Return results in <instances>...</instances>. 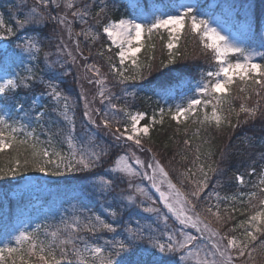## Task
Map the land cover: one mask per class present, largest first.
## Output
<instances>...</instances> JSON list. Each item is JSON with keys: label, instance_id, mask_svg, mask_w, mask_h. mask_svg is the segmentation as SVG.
<instances>
[{"label": "snow or ice", "instance_id": "1", "mask_svg": "<svg viewBox=\"0 0 264 264\" xmlns=\"http://www.w3.org/2000/svg\"><path fill=\"white\" fill-rule=\"evenodd\" d=\"M20 5L26 10L13 13L8 24L0 13V39L8 41L0 52V158L8 156L7 163H0V180L29 171L53 177L91 173L93 194L98 191L107 196L115 192L117 181L126 182L133 191L123 195L122 189L119 198L124 203L105 209L110 219L81 210L80 215L62 217L52 231L46 224H38L35 228L6 232L0 241V264H264V168L249 185L250 191L221 196L216 191L218 180L209 189L212 178L227 171L231 155L247 152L251 157V149L256 146L255 137L245 135L241 149L230 154L226 147L216 144L220 134L227 129L231 139L237 129L255 127L257 121L264 132V35L257 32L256 39L242 38L226 27L227 21L210 15L198 0L163 7L130 0V16L106 22L109 5H97L96 0H35L31 6L27 0H20ZM76 24L84 27L76 32ZM185 31L198 39L201 56L210 58L214 65L201 71L192 86L180 78L174 87L163 89V94L173 95L180 88L181 102L160 107L151 116L134 110L130 100H135L137 90L144 87L141 81L160 69L176 72L169 66L189 58L179 48ZM154 34L161 40L167 35V58L158 64L152 62L155 56H150L148 62L138 56L145 47V38L151 41ZM102 35L110 43L96 55L107 61L109 74L123 86L122 96L108 87V75L102 73L98 63L85 64L83 74L76 79L99 86L89 100L81 84L83 117L110 136L113 144L99 143L96 134L87 140L76 136L75 103L70 102L71 97L57 82L60 70L65 75L72 74L65 67L69 61L59 57L49 61L51 53L45 51L55 48L57 53L70 57L71 64H77L78 57L66 39L74 40L75 51L87 61L89 57L81 50L79 37L94 44ZM148 47L154 50L155 44L149 43ZM41 52L46 61L42 71L47 78L31 65L25 68L24 75L13 70V64L16 68L23 65L25 54L36 60ZM105 52L112 55L106 56ZM36 85L46 90L40 96L51 98L52 111L63 119L66 130L52 131L56 121L49 118L47 106L38 103L39 97L34 95L27 106L18 99L21 90H32ZM97 98L102 108L94 107ZM166 117L175 123V132L185 137L181 141L183 149L173 159L179 156L184 162L189 161V155L193 157L182 170L173 169L177 172L176 182L151 146L152 130L156 125L163 126ZM33 122L45 139L32 127ZM57 136L59 140L55 139ZM120 142L152 153L150 160L146 162L135 152L116 155L104 174L97 172ZM260 158L264 160V151ZM247 174H257L256 167ZM137 177L146 179L158 198H154L149 187L134 184ZM236 180L240 186L246 183L244 174H237ZM137 196L143 199L138 200ZM130 206L154 214V221L148 225L135 221V227L122 224L123 211ZM170 218L180 227H171ZM83 233L91 237L110 233L112 238L99 244L90 242Z\"/></svg>", "mask_w": 264, "mask_h": 264}, {"label": "trees", "instance_id": "2", "mask_svg": "<svg viewBox=\"0 0 264 264\" xmlns=\"http://www.w3.org/2000/svg\"><path fill=\"white\" fill-rule=\"evenodd\" d=\"M35 0H27V5L31 6L34 4ZM107 3L109 5V11L107 16L104 17L105 22L107 20H117L121 17L130 16L133 12V9L130 7V0H96V4L100 5L101 3ZM141 5L158 3L160 6L164 5H176L179 0H137ZM201 5L206 6V10L212 11L213 14H219L227 22L238 23L240 26H245L252 30V32L261 31L264 28V0H198ZM20 5V0H0V13L3 14L7 23L10 22V18L13 13H18L20 11L26 10L23 5ZM167 9V8H166ZM82 25L76 24L74 25L75 31L79 32ZM185 36L182 41L179 43V48L189 54V58L181 60L176 65H170V68L177 69L176 72H169L167 69H160L159 72H154L152 76L148 77L147 80L141 81L140 83L144 85L142 89H138V96L135 100H130V104L134 110L147 111L148 115L156 108L157 102L156 92H161L163 94V89L168 88L169 86H175L178 82V79L182 78L185 82L191 81L193 79L199 78L201 71H206L211 68V63L213 62L210 58L201 56L200 48L198 44V39L193 37L187 31H185ZM81 41V50L84 52L86 56L89 57L87 61L83 60L79 57V53L75 51V44L73 41H68L66 39V43L69 45V49L73 51V54L78 57L77 64H71V58L67 57L65 53H57L55 48H46L45 51L50 52L48 60H56L58 57L63 58L69 61L68 64L65 65L66 68H70L72 74L65 75L63 70H60L57 73V82L60 84V88L65 92L66 95L71 97V102L75 103V120H76V132L78 136L83 135V139L87 140L89 133L96 128L90 125L87 120L83 117L84 110V99L80 95L81 93V84L83 85L84 95L88 97L89 100H92L93 96H95L99 86L94 84H88L87 81L77 80L76 77L78 74H83L84 65L87 63H98L102 68V73L108 75V84L110 88L116 92L120 96H122V85H118L114 79V77L109 74L107 68V61L103 57H99L96 53L100 50H104L108 44L110 43L105 36H101V39L96 43H92L91 40H85L84 37H79ZM166 39V38H165ZM149 43L155 44L154 50H149ZM144 49L145 62H148V58L150 56H155V61H152L154 64H158L161 59L166 61L167 58V50L160 46V43H165L164 41L159 40L158 38L149 42ZM116 49L113 46V52ZM91 53V54H89ZM105 55H112L111 53L105 52ZM115 62V57H113ZM45 57L44 53L41 52L38 56L37 67L39 69V75L47 78V73L42 71L45 69ZM163 73V74H162ZM91 75V74H89ZM151 81V83H149ZM155 89V91H154ZM180 88H176L175 92H178ZM35 94V90H21L18 93V99L21 102L25 103L27 106L32 99V94ZM27 97V99H25ZM256 100V97L253 96V101ZM253 101H249L252 103ZM123 103V100L120 101ZM238 103V102H237ZM47 106V105H46ZM94 107H103L99 103V99L97 98ZM51 108L47 106V112ZM52 113V112H51ZM53 114L58 117L61 121V117L57 115L53 111ZM21 115H23L21 113ZM59 122L53 126L52 131L55 132L58 128L61 129V126H58ZM63 126V121L61 123ZM46 127L48 124L46 123ZM32 127H36L37 134H41L42 130L33 122ZM175 123L169 122L168 119H165L164 125H156L152 130V147L153 151L156 153L158 159L165 165V168L169 171V174L172 176L173 181L176 182L177 175L173 169L182 170L188 163L193 159L191 155H189V161L181 162L179 160V156H176V159H173V155L183 149V144L181 141L185 138L181 134H177L175 132ZM62 135V134H61ZM251 136L256 139V146L251 149V157H249L248 153L245 152L244 155H231V163L227 166V171L223 175L214 176L212 178V182H210L209 189L213 187L215 181H219V186L216 188L221 196L232 195L240 191H245V185H250L253 181L258 179V174L261 168H264V160H262L261 152L264 151V148L261 147L264 144V139L261 137L264 136V132L261 130L260 122L257 121L255 127L250 125H245L242 128L237 129L236 133L231 136L229 139L228 130L225 129L223 133L216 139V144L218 147H226L227 151L230 154L236 153L241 149V140L243 137ZM59 139L60 137L57 136ZM45 135L41 134V139H45ZM109 138V137H108ZM111 143L114 141L109 138ZM167 144L169 147L165 148L164 145ZM195 144V141H193ZM129 146L124 145L123 142H120L119 147H114L112 149V154L110 157L106 158V162L104 164V168L106 169L111 165V161L115 158L116 155H119L123 149H127ZM136 149V148H135ZM137 150V149H136ZM138 151V150H137ZM140 152V151H139ZM144 155L148 160H150L152 153L149 152H140ZM219 158L218 156L216 157ZM8 156L0 158V163H7ZM171 161V162H169ZM256 167L257 174L249 176L247 173L250 171L251 167ZM103 169H100L101 171ZM28 173H35L34 171H29L17 175L16 177H8L6 179L0 180V186L3 187L0 191V239L3 238L6 232H10L15 226V219L20 215V212H24L29 208V204L33 202L30 197H27L26 194H22L21 196H10L7 195L10 191L13 190L15 184L19 183V181ZM237 174L245 175V185L240 186L236 180ZM91 173H73L70 174L69 177H64L59 179V182L55 184V186L46 191L41 192L37 195V199H39L42 204H51L50 202L57 200H65V199H74L79 202L83 207H90L92 205H96V210H99L100 204L102 202H106L105 197H100L96 195L90 194V179ZM71 176H80L85 179L81 180H72ZM85 186L87 187V191L85 192L83 189ZM124 190L123 195H127L131 193L133 190L128 189L127 183H121L117 181V187L115 192L108 194L106 197L109 199H113L110 204L115 207L118 204L124 203L119 198L121 190ZM155 194V193H154ZM103 217L106 219H110L108 217V213L103 210ZM144 214V215H143ZM242 219L243 217H238ZM135 221H140L141 225H148V223H152L154 220L151 215L147 213H143V211L139 208L130 206L127 209H124L123 215L121 217L122 224H131L132 227H135ZM173 219L170 218V223H173ZM162 228L163 225L161 224ZM86 237L89 238L90 242H96L99 244H103L105 239H111L112 234L110 233H99L95 237H91L90 234L83 233Z\"/></svg>", "mask_w": 264, "mask_h": 264}, {"label": "rangeland", "instance_id": "3", "mask_svg": "<svg viewBox=\"0 0 264 264\" xmlns=\"http://www.w3.org/2000/svg\"><path fill=\"white\" fill-rule=\"evenodd\" d=\"M196 2H197V0H181L178 3H196ZM161 7H163V6H161ZM164 10L167 11L168 9L165 8ZM209 14L210 15H214V17L216 19H219L221 21H226L225 18H223L221 15L213 14L212 11H209ZM125 17H128V16H125ZM5 22H6V24H8L6 20H5ZM226 27L228 29H230L233 33L241 35L242 38H245V39H250L251 40V39L258 38V37H256V33L257 32H259L261 35H264V28L261 31L252 32V30H249V28H246L245 26H239L238 23L234 24L233 22H230V21L227 22ZM164 35H165V38H166L164 40H161L160 36L158 34H154L152 36L151 40L153 42V40L158 38L159 40L164 41L165 43H160V46L166 49V47H164V45L167 42V35L166 34H164ZM184 36H185V34H183L181 36L180 42L182 41ZM149 42L150 41L146 37L145 38V47L141 50L140 53H138V56L140 57L141 61L145 62V56H144L143 52H144V49L146 48V46H147V44ZM7 44H8L7 40L0 39V52L4 51V49L7 46ZM253 46H255V44H253ZM37 60H38V57H37L36 60H30L27 57V54H25L23 65H21L19 68H16L15 64H13V66H12L13 70L19 72L21 75H24L25 74V71H24L25 68H27V67H29L31 65V66H34L35 71H37L38 74H39V69L37 67ZM18 62L19 61H17V63ZM9 63H11V61H9ZM213 65H214V62L211 63V67ZM197 79H199V78H196V79H193L191 81H188V82H190L188 84V86L194 85L195 81ZM108 87H110L109 84H108ZM33 90H35V94L33 93L32 97L34 95L39 97L38 103L43 104V105H47L49 108H51V110H49V111H51L52 113L48 112L49 118L51 120H55L56 123L59 122L58 126H61V129H65L66 130V125H65V122L63 121V119L61 118L62 120L60 121L58 119V117L53 114L52 109H53L54 105L51 103V98L48 97V96H40L41 92L46 91L43 88V86L36 85V86H34ZM112 91L117 96H120L118 94V92H116L114 90H112ZM181 91L182 90L180 89L178 92H174L173 95H166V94L165 95H157L156 99H155V101L157 102V105H156V108L154 110H158V108H160V107H167V106L173 105L175 103L181 102V95H180ZM183 91H187V88H184ZM152 113H151V115H152ZM13 115H15V113H13ZM165 119H167V117ZM62 121H63V126L61 125ZM91 134H96L97 141L99 143L112 144L110 139H109L111 137L108 136V135H105L104 132L102 130H100V129H95V130L91 131L89 133V135H91ZM76 136L78 138H81L82 140H84L83 139V135L82 136H78L77 132H76ZM55 139L59 140L58 137H55ZM130 143L131 142H129V144ZM136 149H135V146L128 147L126 150L123 149L119 155H123V154H126V153L130 154L131 152H135L136 155L139 156L141 159L145 160L146 162L149 161L144 155H142L139 152L138 149H137L138 151ZM65 151H67L66 147H65ZM110 166H108V167H110ZM100 169H103V170L99 171ZM100 169H96V171L101 173V174H104L106 169L104 167L100 168ZM87 174H89V173H87ZM175 174L177 175V173H175ZM62 178H64V177L47 176V175H45L43 173H37V172L28 173L19 181V183L15 184L13 190H8L10 192L7 193V195H10V196H21L22 194H26L27 197H30V198L32 197L31 199L33 200V202H31L29 204V209H26L23 213L20 212V215L16 217L15 226L10 232H14L15 229H18V228H21V227H29L30 226L31 228H35V226L38 225V224H41V225L46 224L48 226V230L52 231V230L55 229V227L60 225L62 217L63 218H70L73 215H80L81 210L87 215H92L93 213H96V214H101L103 216V214H102L103 210L105 211V209L108 208L110 205L112 206V204H110V202L113 199H109L106 196H101L98 191L95 192V194H93V192H94L93 189L90 190V192H89L90 194L96 195L98 193L97 196L106 198V202H102L100 204L99 210H96V208H95L96 205H92L90 207H83L76 200L68 199V198L65 199V200H57V201L50 202L51 204H41V202L39 200H37V195L40 194L41 192H46L49 189H52L55 186V184L59 182V179H62ZM253 182H255V181H253ZM133 183L137 184V185H142V186L149 187L150 192L153 194L154 198H158V193H155V190L150 188L149 182L146 179H143L141 177H137V178H135L133 180ZM2 188L3 187L0 186V191L2 190ZM245 189H247L245 191H250L251 190L249 185L247 186V184L245 185ZM137 199L140 200V199H143V198L140 197V196H137ZM157 206H161L162 207V205H159V204ZM143 213H145V212H143ZM147 214L151 215L153 220L155 219L154 214H150V213H147ZM148 224H150V223H148ZM170 226L173 227V228L180 227L179 224L177 222H175V221H173V223H170ZM3 239H4V236H3L2 239H0V241H2Z\"/></svg>", "mask_w": 264, "mask_h": 264}]
</instances>
